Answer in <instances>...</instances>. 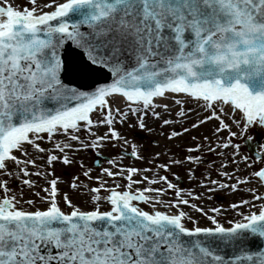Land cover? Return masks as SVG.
Masks as SVG:
<instances>
[{
	"label": "snow or ice",
	"instance_id": "1",
	"mask_svg": "<svg viewBox=\"0 0 264 264\" xmlns=\"http://www.w3.org/2000/svg\"><path fill=\"white\" fill-rule=\"evenodd\" d=\"M0 264H264V0H0Z\"/></svg>",
	"mask_w": 264,
	"mask_h": 264
},
{
	"label": "rangeland",
	"instance_id": "2",
	"mask_svg": "<svg viewBox=\"0 0 264 264\" xmlns=\"http://www.w3.org/2000/svg\"><path fill=\"white\" fill-rule=\"evenodd\" d=\"M244 148H245L246 151H250V150H249V147H248L247 145H245ZM87 159H88V162L90 163V162H91V158H87ZM104 166H107V165L105 164ZM187 185H188V182L185 181L184 186H187Z\"/></svg>",
	"mask_w": 264,
	"mask_h": 264
},
{
	"label": "water",
	"instance_id": "3",
	"mask_svg": "<svg viewBox=\"0 0 264 264\" xmlns=\"http://www.w3.org/2000/svg\"><path fill=\"white\" fill-rule=\"evenodd\" d=\"M250 151H255V148L253 147L252 149H249Z\"/></svg>",
	"mask_w": 264,
	"mask_h": 264
}]
</instances>
